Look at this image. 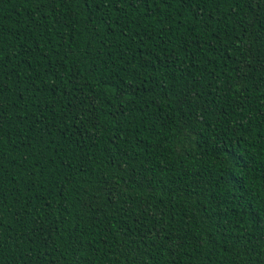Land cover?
I'll return each mask as SVG.
<instances>
[{"label":"trees","instance_id":"obj_1","mask_svg":"<svg viewBox=\"0 0 264 264\" xmlns=\"http://www.w3.org/2000/svg\"><path fill=\"white\" fill-rule=\"evenodd\" d=\"M0 264H264V0H0Z\"/></svg>","mask_w":264,"mask_h":264}]
</instances>
